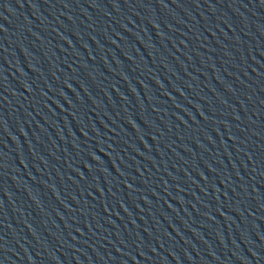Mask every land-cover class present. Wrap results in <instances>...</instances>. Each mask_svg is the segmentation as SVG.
<instances>
[{
  "label": "water",
  "instance_id": "95a60500",
  "mask_svg": "<svg viewBox=\"0 0 264 264\" xmlns=\"http://www.w3.org/2000/svg\"><path fill=\"white\" fill-rule=\"evenodd\" d=\"M0 264H264V0H0Z\"/></svg>",
  "mask_w": 264,
  "mask_h": 264
}]
</instances>
